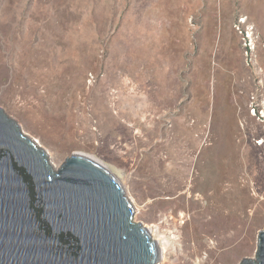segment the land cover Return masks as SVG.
<instances>
[{
    "label": "rangeland",
    "instance_id": "1",
    "mask_svg": "<svg viewBox=\"0 0 264 264\" xmlns=\"http://www.w3.org/2000/svg\"><path fill=\"white\" fill-rule=\"evenodd\" d=\"M0 108L56 168L106 165L159 264L255 256L264 0H0Z\"/></svg>",
    "mask_w": 264,
    "mask_h": 264
},
{
    "label": "water",
    "instance_id": "2",
    "mask_svg": "<svg viewBox=\"0 0 264 264\" xmlns=\"http://www.w3.org/2000/svg\"><path fill=\"white\" fill-rule=\"evenodd\" d=\"M160 261L157 240L106 165L76 153L56 168L0 108V264ZM240 264H264V229L255 256Z\"/></svg>",
    "mask_w": 264,
    "mask_h": 264
},
{
    "label": "bare ground",
    "instance_id": "3",
    "mask_svg": "<svg viewBox=\"0 0 264 264\" xmlns=\"http://www.w3.org/2000/svg\"><path fill=\"white\" fill-rule=\"evenodd\" d=\"M49 152V151H48ZM152 233V232H151ZM155 240H157V239H155ZM161 240V239H160ZM157 242H158V244H159V246L161 245L160 243H159V241L157 240ZM160 251H161V259L163 258L162 257V254L164 253L165 255H166V253H167V246H166V244H162V246H160Z\"/></svg>",
    "mask_w": 264,
    "mask_h": 264
}]
</instances>
